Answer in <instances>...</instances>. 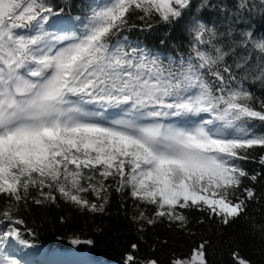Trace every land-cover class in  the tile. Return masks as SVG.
<instances>
[{"label": "snow or ice", "instance_id": "1", "mask_svg": "<svg viewBox=\"0 0 264 264\" xmlns=\"http://www.w3.org/2000/svg\"><path fill=\"white\" fill-rule=\"evenodd\" d=\"M64 13L55 0H0V264H26L9 243L33 247L24 209L103 214L113 193L131 200L136 235L123 264H161L142 253L145 234L167 223L194 237L193 210L215 231L168 264H210L220 244L229 264H253L224 230L242 223L264 241L246 183L264 172L245 167L264 168V0H90L71 27ZM181 21L178 55L130 38Z\"/></svg>", "mask_w": 264, "mask_h": 264}, {"label": "trees", "instance_id": "2", "mask_svg": "<svg viewBox=\"0 0 264 264\" xmlns=\"http://www.w3.org/2000/svg\"><path fill=\"white\" fill-rule=\"evenodd\" d=\"M61 6H65L63 16L69 17L72 21L77 16H82L88 11L90 0H55ZM137 24L141 21L135 20ZM257 27H264V21H257ZM130 38L139 39L145 45L156 48L169 55H178L186 47V32L183 28V21L174 25H164L153 22L151 30L139 31L133 29ZM163 41V43H161ZM257 95L261 94L258 84L248 85ZM245 167L252 173L264 172L257 160L249 161ZM256 192V198L249 203V213L256 220L264 219V178L258 177L255 182L246 181ZM122 203L125 207H122ZM131 200L125 201L117 193H113L106 213L97 214L81 212L75 206L60 201L58 204L32 205L24 209L23 218L25 225L21 226L23 236L28 239L34 249L44 248L43 262L54 252H73L84 254L88 261H79L77 264H123L124 253L128 244L136 240L132 223L129 221ZM191 218L190 227L196 233L194 237H189L176 227H169L167 223H161L154 228H149L144 236V241L140 243L143 254L154 255L159 258L161 264H168L170 254L173 252H183L189 248L191 239H199L200 235H212L215 226L207 221L198 224L202 218V213L195 210L189 213ZM63 218V220H61ZM31 229V233L24 229ZM99 229V230H98ZM226 236H233L240 242L242 254L248 257L253 264H264V241L259 236H251L246 232L242 223H238L231 228L225 229ZM82 241L92 240V245L73 244L74 239ZM215 240L216 237L212 236ZM167 241L163 244L162 241ZM15 245V241L9 242ZM149 246H155L152 252ZM20 250L15 253L19 256L25 255L29 248L19 246ZM210 264H229L230 257L228 249L220 244L214 245L210 250ZM31 264H39L37 259L30 261Z\"/></svg>", "mask_w": 264, "mask_h": 264}, {"label": "rangeland", "instance_id": "3", "mask_svg": "<svg viewBox=\"0 0 264 264\" xmlns=\"http://www.w3.org/2000/svg\"><path fill=\"white\" fill-rule=\"evenodd\" d=\"M18 244V243H16ZM19 245V244H18ZM20 246V245H19ZM7 250V249H6ZM16 250H19V248L16 247ZM43 249H34V248H30L28 250V252L23 255L24 257H28V259L33 260V259H37L38 261H40L42 259L43 256ZM52 260L51 263L53 264H77L79 263V261H84L87 262L88 258L85 255L79 254V253H55L52 255ZM28 259L23 258V261H28ZM51 263H44V264H51Z\"/></svg>", "mask_w": 264, "mask_h": 264}]
</instances>
